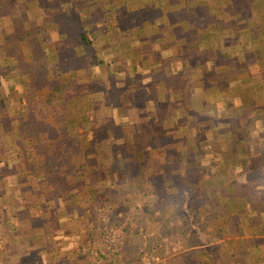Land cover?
<instances>
[{"label": "crops", "instance_id": "crops-1", "mask_svg": "<svg viewBox=\"0 0 264 264\" xmlns=\"http://www.w3.org/2000/svg\"><path fill=\"white\" fill-rule=\"evenodd\" d=\"M71 17L86 23L77 36L67 32ZM84 41L133 80L126 97L147 94L99 107L126 113L106 126L136 128L133 158L147 160L146 175L169 197L163 228L175 214L187 225L146 231L222 242L191 248L212 264H264V0H0V264H92L85 245L105 228H86V241L80 189L128 185L124 143L110 152L117 137L79 129L94 127L97 95H107L78 63ZM43 60L55 64L51 78L71 83L56 100L33 82ZM64 135L85 143L71 158L86 165L82 175L57 163Z\"/></svg>", "mask_w": 264, "mask_h": 264}, {"label": "rangeland", "instance_id": "rangeland-1", "mask_svg": "<svg viewBox=\"0 0 264 264\" xmlns=\"http://www.w3.org/2000/svg\"><path fill=\"white\" fill-rule=\"evenodd\" d=\"M74 18H77V16ZM71 21L66 20V25L68 26L67 32L70 35H76L77 33L75 32L76 30L81 32L82 30H85V25L80 24L81 22H75L77 20H73L71 17ZM73 21V22H72ZM86 24V23H85ZM73 28V29H71ZM75 30V31H74ZM72 39V37H69ZM75 37L73 36V39ZM73 44L76 45L75 41L73 40ZM94 45V44H93ZM85 48L83 52L85 55L82 57V60H79L78 63L81 64V69L85 72H88L90 69L91 72L96 76L95 77V89L96 92L98 93L99 91H107L106 96H102V94L97 95V112H96V117L98 119L97 122H93L94 127L93 128H88V127H81L83 131L84 138H87L86 131L88 130L95 131L96 136L94 137L93 135H90L91 138L95 139H100V138H112V137H117L118 141L117 143L113 144V147L111 146V151L110 152H117L115 149H118L122 145V149H127L126 154L128 158V177H126L127 180V187L125 190L120 189V187H115L111 189V192H107L105 189L106 187L100 188V190H95L94 194L91 192L90 189L83 190L80 189V210L81 213H79V218L82 219V221L87 222V225L83 226L82 229L85 232L83 234L86 239V241H92L93 239L90 240L88 239L89 231L86 230V228H92L94 229V234L96 230L98 232L100 229L103 231V228H108V229H113L115 234H116V248L115 251L110 254L104 255L101 251L106 250V243L104 241V236L102 234V239H100L97 243H92L90 245V242H87L86 249H91L88 251V254H90V259L92 261V264H113L117 262V259H123L126 262L134 260L135 258V249L133 248H125V242L123 237V232L128 231L130 234L133 236L139 235L140 237L150 239V237H153V234L150 235L148 231H146L147 227H152L155 226L156 224L161 226L162 224V231L163 227L167 226V221H168V212H170V204L169 200L166 197V193L164 190L160 191L158 189V186L152 185L151 181L152 179L150 176H147L146 171L144 170V163H146V159L142 160L140 159L139 162H136V159L133 158V151L140 149L139 146H136L134 143H136V140L138 139V134L135 132L136 128L133 126L125 127V128H116L115 127H110L106 126V121L107 119L115 117L116 114V122L120 124L121 122H124V118L126 117L123 110L121 108L117 109L116 112H108L104 110H99V107L103 105H108V103L105 104V99H108L107 101L109 102V105L113 106L114 108L116 105H118V101H124V100H134V103H137L142 100V97H145L147 94H144L143 92H138L137 94L134 93L133 96L127 95V97L124 95V92L127 87H129L132 84L131 79L121 77L117 74V70L114 68V63H108L106 59H108L105 56L104 53V48L102 47H96L92 46L87 47L84 44ZM90 60V61H89ZM105 62V63H104ZM44 66L38 65V64H33L31 68L32 72H37L39 75L37 78L33 79V82L37 83L38 88H42V92L46 90V92L52 91V94L50 97L55 98V100L59 97V92L63 90L62 86L64 88H67L68 86H71V83L66 84L64 83L62 79H56V76L53 75L54 78H51V74H56V72L52 71L49 69L50 65L53 64H48L45 60H43ZM55 66V64L53 65ZM52 66V67H53ZM35 67V68H34ZM29 70V69H28ZM45 70H48V76L43 75L42 72H45ZM107 74V79L104 82L103 75ZM85 78H86V74ZM63 82V83H62ZM56 87V88H55ZM45 88V89H44ZM59 88V89H57ZM71 90H66L65 96L71 94ZM64 96V97H65ZM62 97V96H61ZM64 99V98H63ZM100 103L102 105H100ZM136 117V116H135ZM127 129V134L124 135V130ZM82 136V135H81ZM127 136V138H126ZM145 136V135H144ZM119 139L122 140V143L119 142ZM127 140V142H126ZM80 141H78L79 143ZM97 142V141H94ZM90 142V143H94ZM83 144V148L81 150H84L85 143H79ZM95 145V144H92ZM145 147V144H144ZM108 148L106 147L105 150ZM80 150V151H81ZM79 152V151H78ZM152 152V151H151ZM73 155H75L73 153ZM69 154L67 157L73 156ZM154 159V158H153ZM152 160V159H151ZM155 161V159L153 160ZM60 160L57 159V163H59ZM64 167H67V164L71 163V159H65L63 160ZM152 162V161H151ZM75 163V161L73 162ZM106 167L109 166V163L105 164ZM139 168V171H138ZM88 173V181L92 182L95 180V175L93 171L91 170H86ZM103 177V176H102ZM101 177V178H102ZM87 178V177H86ZM153 182V181H152ZM96 192V193H95ZM156 195L160 198L159 201L160 203H156V201L153 198H156ZM153 209H160L158 214H155ZM114 215V217H113ZM155 215H158L157 218ZM150 220V222H154V224H151L150 222L148 223L146 220ZM156 220H158L156 222ZM194 227V226H192ZM85 228V229H84ZM168 228V227H167ZM196 231L200 230L199 225L197 227H194ZM105 230V229H104ZM197 236L199 239H193V240H188L185 239L183 242L182 239H177L176 241H173L172 239H162V245L164 249V256H162L160 253L157 252V250L153 249L152 251H148L144 248L143 245H140L138 248L140 251L143 250L142 256H141V264H164L170 257L178 254L185 253L186 250H188V246L194 245L197 248H200V246L203 247H208L215 249L217 247H220L221 243L217 244V241L215 239L211 238H203V235H201L199 232H197ZM101 237V236H100ZM85 241V242H86ZM85 244V243H84ZM100 245V246H99ZM94 246L93 248H91ZM96 246H99L96 248ZM197 256L202 259L205 262H208L210 260L209 256H206V254H202L197 252ZM146 257V258H145ZM159 258V261H155L154 258ZM218 257V256H217ZM125 262V263H126Z\"/></svg>", "mask_w": 264, "mask_h": 264}, {"label": "trees", "instance_id": "trees-1", "mask_svg": "<svg viewBox=\"0 0 264 264\" xmlns=\"http://www.w3.org/2000/svg\"><path fill=\"white\" fill-rule=\"evenodd\" d=\"M80 24H84L85 23L81 22ZM84 37H86V34H83ZM85 45L87 47H89L90 42L87 44L86 41H84ZM90 49V47H89ZM28 68V66H27ZM64 132V130H63ZM61 145V153L59 154V156L57 157V159L60 160V162L58 163L59 166H63L65 165L63 160L68 159V158H72V156L67 157L69 154L73 155V153H77L78 151H80L83 146L82 144H79L78 141H71L68 140L66 138V136L64 135L61 138V141L59 142ZM66 166V165H65ZM67 168L71 169L73 171V173L76 176L82 175L86 169V165L84 163H69L67 164ZM70 189V188H69ZM213 203V202H212ZM198 212V211H197ZM199 213V212H198ZM114 217V215H113ZM173 220H174V225L172 227V229L167 230L166 228L163 229L164 232V236L167 235H172V233L177 232V231H182L185 229V227L187 226L185 223L182 225H179L178 222L180 220L185 221L184 220V216L180 215V214H175L172 216ZM127 234H129L128 231L125 232V234H123L122 239H124L125 242V248H133L135 249L136 253H135V258L134 260L131 261H125L123 259H117L115 263L113 264H141V256L143 253V250H139L138 248L140 247V245H143L144 248L148 251H152L153 249L157 250L158 253H160L162 256H164V249H163V245H162V239L163 237H159L157 238V233L154 232L153 233V237H150V239H146L143 237H140L139 235L137 236H133L131 234V236L127 237ZM173 241H176L178 238H171ZM182 241L184 242L185 239H182ZM190 246H188V250L185 253L182 254H178V255H174L172 257H170L164 264H212L211 262H205L202 259H200L197 255L196 250H191L192 246L189 244ZM126 262V263H125Z\"/></svg>", "mask_w": 264, "mask_h": 264}, {"label": "built area", "instance_id": "built-area-1", "mask_svg": "<svg viewBox=\"0 0 264 264\" xmlns=\"http://www.w3.org/2000/svg\"><path fill=\"white\" fill-rule=\"evenodd\" d=\"M116 234L114 232L113 229H108V228H105V233H104V241L107 245L106 247V250H102L101 252L104 254V255H107V254H110L111 252L113 253L115 251V248H116V244H115V241H116ZM92 243L90 242V245ZM146 258V257H145ZM155 261H159L160 259L157 257V258H154Z\"/></svg>", "mask_w": 264, "mask_h": 264}]
</instances>
